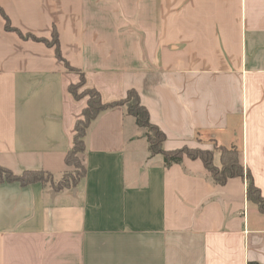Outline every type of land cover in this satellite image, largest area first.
Listing matches in <instances>:
<instances>
[{"label": "crops", "instance_id": "1", "mask_svg": "<svg viewBox=\"0 0 264 264\" xmlns=\"http://www.w3.org/2000/svg\"><path fill=\"white\" fill-rule=\"evenodd\" d=\"M0 166L69 170L85 106L134 89L164 149L237 146L264 196V0H0ZM83 178L0 183V264H264V213L246 179L215 184L200 159L165 167L121 106L86 130ZM218 153L214 162L218 163Z\"/></svg>", "mask_w": 264, "mask_h": 264}, {"label": "trees", "instance_id": "2", "mask_svg": "<svg viewBox=\"0 0 264 264\" xmlns=\"http://www.w3.org/2000/svg\"><path fill=\"white\" fill-rule=\"evenodd\" d=\"M0 14L5 20V29L7 31H17V29L11 25L9 18L4 13L1 6ZM17 32L23 38H31L35 41H41L48 46H54L57 59L63 61L67 69L76 70L62 57L55 29L52 30L51 41L46 38L36 37L29 33L22 34L19 31ZM80 86H84L83 75L81 74L78 82L71 83L68 86L69 93L75 99L85 98L86 101L85 106L80 112V116L74 122L71 147L64 158L67 166H78L80 171L77 174H68V172L65 171L59 181L53 183L54 175L44 170H25L17 174L13 173L8 168L0 166V183L18 182L20 185L25 186L36 182L42 184L49 182L54 189L75 186L83 178L85 173V166L80 154L85 151L84 138L87 128L101 112L121 106L124 108L125 114L134 119L135 125L144 130L149 156L156 154L162 155L165 167L180 163L185 156L191 159H200L215 184H224L229 178L233 177H244L246 179L245 195L247 200L254 203L258 210L264 213V196L261 194L260 189L254 184L249 170L244 168L240 162L239 149L237 146L231 145L226 147L213 142V149L190 148L187 146L168 150L164 149L163 141L165 139V134L161 129L150 122L148 111L146 107L141 104L136 90L128 89L123 98L110 102H103L97 89L84 86V89L79 92L78 89ZM216 152L219 156L218 163L214 162V154ZM66 174L67 176H65Z\"/></svg>", "mask_w": 264, "mask_h": 264}, {"label": "rangeland", "instance_id": "3", "mask_svg": "<svg viewBox=\"0 0 264 264\" xmlns=\"http://www.w3.org/2000/svg\"><path fill=\"white\" fill-rule=\"evenodd\" d=\"M48 40L51 41V38L48 39ZM83 89H84V86H80L79 89H78V91L80 92V91H82ZM143 131H144V130H143ZM79 171H80V169H79L78 166H77V167H74V166L72 167V166H71V168H70L69 170H67L68 174H77ZM62 175H63V173L60 174V175L54 176V182H53V183L58 182L59 179L62 177ZM65 176H67V174H66ZM46 184H47L48 186H51V184H50L49 182H47Z\"/></svg>", "mask_w": 264, "mask_h": 264}]
</instances>
